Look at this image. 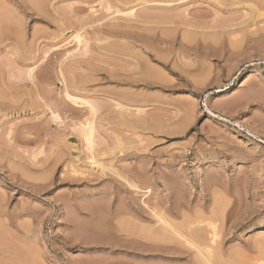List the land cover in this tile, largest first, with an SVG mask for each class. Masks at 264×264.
<instances>
[{
    "label": "rangeland",
    "instance_id": "rangeland-1",
    "mask_svg": "<svg viewBox=\"0 0 264 264\" xmlns=\"http://www.w3.org/2000/svg\"><path fill=\"white\" fill-rule=\"evenodd\" d=\"M159 216L264 264V0H0V264H204Z\"/></svg>",
    "mask_w": 264,
    "mask_h": 264
},
{
    "label": "bare ground",
    "instance_id": "bare-ground-1",
    "mask_svg": "<svg viewBox=\"0 0 264 264\" xmlns=\"http://www.w3.org/2000/svg\"><path fill=\"white\" fill-rule=\"evenodd\" d=\"M129 14V13H128ZM128 14H126V16L128 15ZM130 15V14H129ZM133 15V14H132ZM81 41H82V39H81V36L80 35H77V36H75V42H76V44L77 45H81ZM89 110L91 111V113H95V109L90 105V107H89ZM212 114V113H211ZM55 119L57 118V116L56 117H54ZM83 127V128H82ZM82 127H80V128H82V130L80 131V135H82V137H83V140L85 141V144H87V146H89V150H90V147H91V149L93 148V133H95L94 132V128H93V126H92V123H90V122H86L85 124H84V126H82ZM92 152V151H91ZM93 153V152H92ZM91 154V153H90ZM92 155V154H91ZM92 160H94V158H92ZM94 163H96L95 161H94ZM98 166H99V164H97ZM99 167H102V165L101 166H99ZM131 187H132V185H130ZM133 187H135V188H137L136 186H134L133 185ZM134 189V188H133ZM160 217V218H159ZM158 217V221L159 222H162V225H163V227H166V228H168L169 230L168 231H172L174 234H177L180 238H182L183 239V241L186 243V244H188L189 246H192V248H195L196 249V251H197V253H198V255L200 256V258H201V260L203 261V263L204 264H214L213 263V253H212V247L211 246H205L204 248L205 249H201V248H199V247H203V246H196V244L195 243H193L192 241H193V236L191 237L192 239H189L190 238V233H189V235L186 237L185 235H182L181 234V232L179 231V228H175L174 226H172V225H170V223H168V222H165L164 221V219L162 218V216H159ZM211 223V222H210ZM210 225V224H209ZM211 225H213L212 226V238L210 237V242H211V244H215V241H216V239H217V235L218 234H216L215 232L216 231H214L215 229V224L212 222L211 223ZM191 226H193V224L191 225ZM191 228V227H190ZM166 230V229H165ZM183 233V232H182ZM186 235H187V233H186ZM176 236V235H175ZM177 236V237H178ZM189 237V238H188ZM195 240V239H194ZM210 245V244H209ZM210 247H211V249H210ZM211 253H212V255H211Z\"/></svg>",
    "mask_w": 264,
    "mask_h": 264
}]
</instances>
